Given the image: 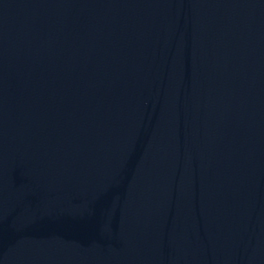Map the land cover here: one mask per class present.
Returning <instances> with one entry per match:
<instances>
[{
    "label": "water",
    "instance_id": "95a60500",
    "mask_svg": "<svg viewBox=\"0 0 264 264\" xmlns=\"http://www.w3.org/2000/svg\"><path fill=\"white\" fill-rule=\"evenodd\" d=\"M0 264H264V0H0Z\"/></svg>",
    "mask_w": 264,
    "mask_h": 264
}]
</instances>
